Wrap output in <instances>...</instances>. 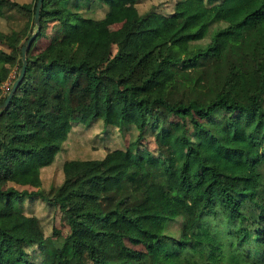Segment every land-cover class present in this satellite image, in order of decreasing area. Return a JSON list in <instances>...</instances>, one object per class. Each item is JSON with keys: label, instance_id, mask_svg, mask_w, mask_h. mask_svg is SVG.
<instances>
[{"label": "trees", "instance_id": "obj_1", "mask_svg": "<svg viewBox=\"0 0 264 264\" xmlns=\"http://www.w3.org/2000/svg\"><path fill=\"white\" fill-rule=\"evenodd\" d=\"M36 1L0 0V104ZM38 24L0 112V264H264V0H42ZM170 181L183 204L146 211Z\"/></svg>", "mask_w": 264, "mask_h": 264}, {"label": "rangeland", "instance_id": "obj_2", "mask_svg": "<svg viewBox=\"0 0 264 264\" xmlns=\"http://www.w3.org/2000/svg\"><path fill=\"white\" fill-rule=\"evenodd\" d=\"M17 1L22 3V2H28L30 0H17ZM23 20H24L23 18L19 17L17 14H14V18L12 19V25L15 28H19L22 25ZM123 27H125V22L118 23L117 25H111L108 27V32L111 36H115V39H119L123 34L122 33L123 29H124ZM35 29H36V27L34 26L32 33L35 31ZM52 35H53L52 31L50 30L49 27H47V29L45 31V36L36 42V46L42 47V46L46 45L48 40L52 37ZM12 76L13 75L11 74L10 77H12ZM8 82H10V79L7 80V82L4 84L3 89L6 88V85ZM162 177L163 176H161L158 179V181H159L160 185L163 187L164 180L162 179ZM144 182H146L145 179L136 183L135 186L140 187L142 185V183H144ZM165 188L167 190H169L170 195L168 197H164L161 200H157V198L155 197L156 194L161 195L163 193L161 190H158L155 192H152V191L150 192V194H149L150 198H149V201L145 207L146 211L151 212V213H156L157 211H163L165 213L172 215L175 211H177V205L180 206L183 204L182 199H184V197H182L183 196L182 193H180V191H178L177 187L175 185H173V183L171 181L166 184ZM10 210H11V207H10L9 203L7 205H0V212L1 213L8 214V213H10ZM180 224H181V218L177 217L174 221H172L170 223L171 229H174V230L177 229ZM18 230H19V232H21L27 236L38 237V232H37L35 225H34V222L32 220H29L26 218L21 220V223L18 226ZM199 232H201V233H199ZM199 232L196 235L198 237H201L202 240L208 241V242L213 241V243H214V239H212L210 232L206 228H204L201 231L199 230ZM199 259L202 262H205L208 259V257L204 252L200 251L199 258L195 259V261L198 262V261H200Z\"/></svg>", "mask_w": 264, "mask_h": 264}, {"label": "water", "instance_id": "obj_3", "mask_svg": "<svg viewBox=\"0 0 264 264\" xmlns=\"http://www.w3.org/2000/svg\"><path fill=\"white\" fill-rule=\"evenodd\" d=\"M42 0H37L36 1V7L34 11V17H33V24L36 27L35 31L28 37V39L24 42V44L21 46V66L18 69V73L16 78L13 80L11 83L8 92L3 100V102L0 104V112L6 109L8 106V103L13 96L17 86L21 82L24 72H25V67H26V51L30 47L31 43L33 42L34 38L36 37V34L39 30V24H38V19H39V11L41 7Z\"/></svg>", "mask_w": 264, "mask_h": 264}]
</instances>
